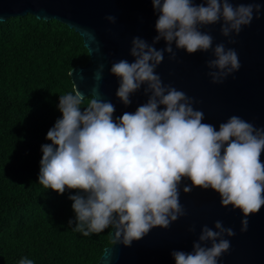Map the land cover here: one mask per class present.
<instances>
[{"label": "clouds", "instance_id": "9594fccd", "mask_svg": "<svg viewBox=\"0 0 264 264\" xmlns=\"http://www.w3.org/2000/svg\"><path fill=\"white\" fill-rule=\"evenodd\" d=\"M157 14V35L149 44L132 38L129 55L112 63L110 74L119 81L117 99L125 106L143 87L147 97L134 112L114 119L115 106L98 96L104 65L94 73L96 84L85 96L75 85L59 96L57 119L41 146L38 184L63 194L74 190L72 209L75 232L88 237L112 229L113 239L125 247L143 239L152 229H168L186 215L180 204V185L211 189L220 197L221 207L239 210L241 232L248 230V217L264 207V128L233 115L217 126L204 122V113L193 107L196 101L184 91L165 85L156 69L165 54L176 60V50L188 55L211 50L207 61L213 84L239 71L238 53L219 43L201 28L220 24V34L235 43L244 27L259 19L261 5L232 0H151ZM115 24V16L105 18ZM164 41L165 47L156 45ZM83 105V107H82ZM69 226L73 224L69 220ZM190 232L195 227L189 228ZM231 227L217 220L204 225L192 250H174L175 264H218L229 252ZM226 237L228 239H226ZM19 264H33L22 258Z\"/></svg>", "mask_w": 264, "mask_h": 264}, {"label": "water", "instance_id": "95a60500", "mask_svg": "<svg viewBox=\"0 0 264 264\" xmlns=\"http://www.w3.org/2000/svg\"><path fill=\"white\" fill-rule=\"evenodd\" d=\"M201 2L194 0V3ZM232 3L234 6L240 3L261 5L259 19L254 18L238 36L231 37L235 43H229V38L220 34V24L204 26L201 31L212 35L213 47L223 43L226 48L236 50L241 65L239 71L223 83L213 84L206 66L207 61L214 58L211 50L188 55L173 45L176 60L170 61L165 54L156 72L165 85L184 91L196 101L193 107L204 113V122L218 128L220 123L236 115L264 128V0H232ZM26 15L42 21H57L81 37L89 59L85 65L70 70L72 87L76 85L85 96L90 95L96 84L94 73L99 65H104L97 94L100 99L114 104V119L124 112H134L146 102L142 87L131 96L129 106L123 105L115 95L119 81L110 74V67L121 59L132 62L129 50L133 37L139 36L151 44L157 35V14L151 0H0V22ZM109 15L116 17L115 24L105 19ZM156 47H165L164 41ZM260 160L264 163V152ZM185 185L190 186V181L185 179L180 185V204L185 216L168 229H152L130 247L116 243L111 231L113 243L104 249L97 264H175L171 252H190L201 228L204 225L212 228L217 220L235 231V236L230 238L229 252L219 258L218 264H264V207L248 217V230L242 233L243 215L239 210L221 207L219 195L211 189L192 188L185 194ZM193 226L195 231L190 232Z\"/></svg>", "mask_w": 264, "mask_h": 264}, {"label": "trees", "instance_id": "16d2710c", "mask_svg": "<svg viewBox=\"0 0 264 264\" xmlns=\"http://www.w3.org/2000/svg\"><path fill=\"white\" fill-rule=\"evenodd\" d=\"M88 59L81 37L57 21L0 22V264H97L113 243L111 228L88 237L72 230L69 197L82 193L38 184L59 96L73 88L70 70Z\"/></svg>", "mask_w": 264, "mask_h": 264}]
</instances>
